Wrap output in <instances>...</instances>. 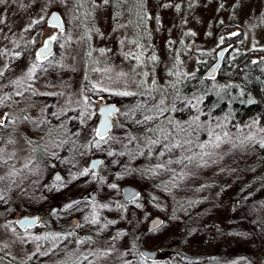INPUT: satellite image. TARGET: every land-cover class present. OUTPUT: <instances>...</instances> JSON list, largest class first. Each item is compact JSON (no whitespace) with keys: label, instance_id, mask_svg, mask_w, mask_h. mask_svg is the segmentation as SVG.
I'll return each mask as SVG.
<instances>
[{"label":"rangeland","instance_id":"obj_1","mask_svg":"<svg viewBox=\"0 0 264 264\" xmlns=\"http://www.w3.org/2000/svg\"><path fill=\"white\" fill-rule=\"evenodd\" d=\"M109 1L0 0V116L8 117L0 127V260L260 263L264 187L255 180L253 157L264 145V122L233 123L230 115L202 120L199 109L188 116L173 102L168 84L175 74H193L230 25L236 29L227 35L242 33L238 51L256 52L251 60L258 59L264 71V0H138L136 24L120 9L114 29L111 15L100 25L95 16V9L109 14ZM53 11L66 29L54 54L41 61L37 50L53 33L47 24ZM101 103L120 111L109 138L89 145ZM158 113L174 118L170 125L167 119L161 123L160 143L148 134ZM133 136L135 142L151 140L149 161L143 146L124 145ZM94 157L104 160L101 180L87 169ZM125 166L141 174L158 170L171 181L154 196L155 185L144 176L131 180L120 173ZM124 185L139 188L143 197L124 203ZM93 189L96 203L79 201ZM100 211L106 218L100 220ZM36 213L43 217L37 229L17 227V218ZM156 215L166 223L150 232L148 222ZM71 217L79 219L76 233L37 236L48 226L68 228ZM132 235L143 248L158 250L159 258H138L129 244Z\"/></svg>","mask_w":264,"mask_h":264},{"label":"trees","instance_id":"obj_2","mask_svg":"<svg viewBox=\"0 0 264 264\" xmlns=\"http://www.w3.org/2000/svg\"><path fill=\"white\" fill-rule=\"evenodd\" d=\"M138 0H110V12L109 14H98V10L95 9V16L97 18V23L100 25V21H104V16L111 15L110 19V29H114L119 27L121 11L125 10L124 13H129L130 15V22L136 24V20H138L139 13L137 11V2ZM103 19V20H102ZM235 26H224L221 32V41L219 45L212 51V53L208 56L200 58V62L198 63L197 69L191 75H183L182 74H175L169 80V91L171 96H173V102L176 105L183 107L185 110L184 112L188 114V116L196 115L198 109L201 112L200 119H213L216 116H224L230 115V121L233 123L236 122H243L247 119L253 118L258 119L261 122H264V71L262 69H258V59L251 60L253 54H256L254 51H247L241 52L239 45H240V38L242 37V33L239 35H227L229 32L231 33ZM233 44V47L230 49L226 58L224 60V64L220 73L215 80L205 79L203 77L205 71L214 63L216 59V52L219 48L224 46H230ZM88 79V78H87ZM88 81H90L88 79ZM186 105V106H184ZM160 116L159 119H155V123L153 126H150L148 129L149 137L153 139V142L160 143L162 141V137L160 134L161 123H163L166 119L169 121L168 125L174 122L173 116H163L158 113ZM173 127L168 128V131H163V136H166L168 133H172ZM160 129V130H159ZM159 130V131H158ZM178 131H182L181 127L178 128ZM145 133V131H144ZM171 135V134H169ZM90 139V140H89ZM132 143H127L128 140H125L123 143L124 145L132 146L133 143H136V147L144 151L145 158L144 160L149 161V151H148V144L151 140L147 143L146 139L142 141L143 138H140L136 142V138L133 136ZM172 142V138L169 139ZM89 145L98 141L96 135L91 136L86 140ZM147 151V152H146ZM72 152V157L75 159V153ZM134 160V158H133ZM254 165L257 169V175L255 176V180H257L260 186L264 187V145L260 146L255 150L254 157H253ZM82 167V166H81ZM120 173L126 178H131V180L136 179L139 176H144L145 182L154 186V191L152 194L156 195L157 189L167 186L171 179L168 177L160 178L159 171L153 170L152 172L145 171L143 174L136 173L132 168L129 169L128 166H125L120 169ZM141 174V175H139ZM102 176V175H101ZM101 176L96 177L98 180ZM144 190V186H143ZM143 197V191H141V195L138 199ZM176 206L179 204L176 203ZM178 215V214H177ZM176 215V216H177ZM106 218L104 213L100 211V220ZM163 225L166 223V219H163ZM162 225V226H163ZM66 226L61 225V227H53L48 226L45 230V233L48 235L52 233L50 238H53V234H57L60 236L63 233L73 232L75 231L70 226L68 228ZM120 229H116L119 231ZM136 235H132L129 240V244H131L133 250H135V255L139 258L140 250L143 246L135 239ZM138 236V233H137ZM49 238V239H50ZM112 239V236L109 237L107 240ZM79 240H88L93 243L92 238L84 237L80 238ZM50 245V243H49ZM44 248L46 247V243L44 244ZM101 250V245H100ZM134 255V256H135ZM173 255V254H171ZM184 256V254H182ZM259 258L260 263L264 264V252L261 255L256 256ZM89 257H83L78 259V261H74L73 258L71 260H67L68 264H87ZM146 260V259H145ZM149 261V260H147ZM202 262V259L197 260V262ZM64 262V261H63ZM154 262V261H150ZM0 264H19V262L13 259L8 260H0ZM39 264H61L60 260H55L54 262H47V263H39Z\"/></svg>","mask_w":264,"mask_h":264},{"label":"water","instance_id":"obj_3","mask_svg":"<svg viewBox=\"0 0 264 264\" xmlns=\"http://www.w3.org/2000/svg\"><path fill=\"white\" fill-rule=\"evenodd\" d=\"M55 17V19H53ZM47 24L50 27L56 28V32L52 34L51 36L47 37L43 45L39 47L37 50V53L40 52L41 49H44L45 47V42L48 41L49 45L48 48L45 50V54L40 56L39 59L41 61H44L48 58H50L54 54V42L55 40H50V37L55 36L57 38L59 33H62L66 29L65 22L61 16V14L58 11H53L47 20ZM233 47V44L230 46H224L221 47L217 50L216 52V59L214 63L205 71L203 77L205 79L209 80H214L218 77L220 70L223 66L224 60L226 58V55L230 51V49ZM257 60V59H256ZM107 108H112L114 111L111 114H108L106 112H103L102 109H107ZM119 112V107L116 104L113 103H101L98 106V114H99V121L97 123V128H101L102 122L107 119L108 125H109V130L107 133V137L110 135L111 131L113 130V123L115 117L118 115ZM96 128V129H97ZM99 138V137H98ZM104 163V160L100 157H95L92 158L89 161V168L92 170L93 174L98 175L101 171L102 165ZM60 174L57 173L55 175V178H59ZM141 195V191L139 188L132 186V185H124L121 189V197L124 203H132L136 199H138ZM90 198L92 202L97 201V193L91 190L90 192L86 193L84 195V198ZM58 211V208L55 207L52 211L51 214H55ZM25 221H30L31 223H25ZM163 217L160 215H156L152 217L149 222H148V231H154L157 230L158 228L162 227L163 225ZM17 225L22 229V230H27V229H34L37 228L41 224V215L40 214H34V215H23L16 220ZM71 225L75 228L78 225V218L73 217L71 219ZM141 256L146 258L149 261H155L159 257V251L158 250H153V249H147V248H142L140 250Z\"/></svg>","mask_w":264,"mask_h":264},{"label":"snow or ice","instance_id":"obj_4","mask_svg":"<svg viewBox=\"0 0 264 264\" xmlns=\"http://www.w3.org/2000/svg\"><path fill=\"white\" fill-rule=\"evenodd\" d=\"M105 2H107V0H105ZM53 19H55V17H53ZM55 39H56L55 36L50 37V40H55ZM48 45H49V42L46 41L44 49H41L40 52L37 53V58H39L40 56L45 54V50L48 48ZM2 74L3 73L0 72V75H2ZM124 94L128 95V93H124ZM102 111L106 112L108 114H111L114 111V109L107 108V109H102ZM7 119H8V117L6 115L5 116H0V127H4L5 126V120H7ZM145 119H148V117H145ZM102 125L103 126L101 128L94 129V131L96 133V136L99 137L100 140H105V138L107 137L108 130H109V125H108L107 119H105L102 122ZM98 143L99 142L97 141V144ZM68 207H71V205H68ZM25 223H31V222L30 221H25Z\"/></svg>","mask_w":264,"mask_h":264},{"label":"flooded vegetation","instance_id":"obj_5","mask_svg":"<svg viewBox=\"0 0 264 264\" xmlns=\"http://www.w3.org/2000/svg\"><path fill=\"white\" fill-rule=\"evenodd\" d=\"M52 28H53V27H52ZM53 29H54V30H53V33H52V34H54V33L56 32V28H53ZM62 33H63V32H62ZM52 34H51V35H52ZM60 34H61V33L58 34V36H57L55 42L58 40V37H59ZM51 35H50V36H51ZM45 39H46V38H45ZM55 42H54V43H55ZM118 107H119V106H118ZM119 111H120V108H119ZM118 113H119V112H118ZM116 117H117V116H116ZM116 117H115V119H116ZM115 119H114V122H115ZM113 129H114V123H113ZM112 131H113V130H112ZM112 131H111V133H112ZM111 133H110V135H111ZM110 135H109V136H110ZM109 136L106 137L105 139H108ZM96 137H97V136H96ZM97 139L100 140L98 137H97ZM37 154H38V153H37ZM37 154H36V155H37ZM36 158H37V160H38V159L40 158V155L38 154V155L36 156ZM94 158H95V157H94ZM91 159H92V158H91ZM88 165H89V164H88ZM87 169H88V170H91V169L89 168V166L87 167ZM91 171H92V170H91ZM100 172H101V171H100ZM93 175L96 176V177H98V176L100 175V173H99L98 175H95V174H93ZM60 176H61V175H60ZM60 176H59V178H60ZM59 178H55V177H54V179H59ZM93 191H94V189H93ZM94 192H96V191H94ZM96 193H97V192H96ZM85 194H86V193H85ZM85 194H84V195H85ZM84 195H83L82 198L79 200L80 202H81V201H85V200H87V199H90L89 197H88V198H84ZM97 198H98V195H97ZM90 201H91V200H90ZM97 201H98V200H97ZM97 201H96V202H97ZM71 202H72V201H71ZM96 202H92V201H91V203H96ZM53 209H54V208H53ZM53 209H52V210H53ZM52 210H51V211H52ZM36 214H39V213H36ZM50 214H51V212H50ZM28 215H34V214H28ZM51 215H52V214H51ZM53 215H54V214H53ZM72 218H73V217L70 218V224H71V219H72ZM42 222H43V217L41 216V224H42ZM41 224H40V225H41ZM16 225H17V223H16ZM40 225H39V226H40ZM39 226H38V227H39ZM17 227H18L20 230H22L18 225H17ZM38 227H37V228H38ZM70 227L76 231V229L79 227V219H78V225H77V227L74 228L72 225H70ZM37 228H34V229H27V230H22V231H25V232H26V231H29V230H35V229H37ZM45 230H46V229H45ZM75 231H73L72 233H76ZM44 233H45V231H44V232H42V231H38L36 234H37V236H43ZM69 233H70V232H68L67 234H69ZM78 237H80V238L82 239V238H84L85 236L82 235V234H79ZM158 258H159V257H158ZM158 258H157V259H158ZM144 259H146V258H144ZM157 259H156V260H157ZM146 260H147V259H146ZM156 260H155V261H156Z\"/></svg>","mask_w":264,"mask_h":264},{"label":"bare ground","instance_id":"obj_6","mask_svg":"<svg viewBox=\"0 0 264 264\" xmlns=\"http://www.w3.org/2000/svg\"><path fill=\"white\" fill-rule=\"evenodd\" d=\"M224 64V63H223ZM223 67V66H222ZM222 69V68H221ZM217 79V78H216ZM215 80V79H214Z\"/></svg>","mask_w":264,"mask_h":264}]
</instances>
